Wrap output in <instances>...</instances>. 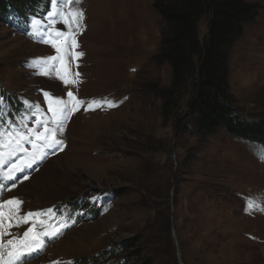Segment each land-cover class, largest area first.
I'll return each instance as SVG.
<instances>
[{"label": "rangeland", "instance_id": "rangeland-1", "mask_svg": "<svg viewBox=\"0 0 264 264\" xmlns=\"http://www.w3.org/2000/svg\"><path fill=\"white\" fill-rule=\"evenodd\" d=\"M155 1L72 0L64 7L58 0L63 12L82 11L83 19L73 25L75 44L69 41L49 75L43 63L32 62L58 53L33 34L31 21L40 19L41 32L47 30L50 0L29 1L0 21V138L30 128L47 134L53 125L37 128V121L50 122L56 101L71 100L68 92L84 102L55 134L62 150L41 160L40 149L26 141L15 164L4 156L12 168L36 154L38 171L14 182L4 198L21 201L23 216L57 204L72 210L82 198L87 208L98 199L105 209L71 229L37 264L99 259L136 240L152 264H264V141L223 130L202 136L194 117L187 120L190 133L163 123V101L152 88H170L172 71L156 59L166 26ZM246 1L260 9L257 23L229 51L230 93L246 121L264 124V0ZM55 19L54 29L69 31ZM198 32L201 39L207 34L204 19ZM57 71L75 82L65 83ZM189 97L190 89L182 95L185 110ZM252 201L257 207L249 210ZM119 255L107 264H119Z\"/></svg>", "mask_w": 264, "mask_h": 264}, {"label": "trees", "instance_id": "trees-1", "mask_svg": "<svg viewBox=\"0 0 264 264\" xmlns=\"http://www.w3.org/2000/svg\"><path fill=\"white\" fill-rule=\"evenodd\" d=\"M29 1L33 0H0V21L25 10ZM153 5L166 26L156 59L172 71L170 88H152L163 101V123L173 122L176 131L190 133L192 124L187 120L194 117L202 136L223 130L242 140L264 141V124L246 121L232 102L229 79V51L245 27L257 23L260 6L246 0H156ZM203 19L207 34L201 39L198 27ZM189 89L185 110L182 95ZM137 244L138 240L123 250L113 247L99 259L91 257L78 264H107L110 256L117 258L119 253V264H152Z\"/></svg>", "mask_w": 264, "mask_h": 264}, {"label": "snow or ice", "instance_id": "snow-or-ice-1", "mask_svg": "<svg viewBox=\"0 0 264 264\" xmlns=\"http://www.w3.org/2000/svg\"><path fill=\"white\" fill-rule=\"evenodd\" d=\"M52 5V11L48 13V26L47 30L41 32V29L44 27L41 24V20L34 18L31 21V27L33 29V34H40L42 36V42L51 43L52 46L56 49L58 53L57 56L48 57L47 60L32 62V66L34 67L36 63H43L45 65V71L43 74L49 75L51 71L55 69V63L53 62H62L64 59L65 48L67 47L69 41L75 44L74 34H73V25L76 28L80 27L81 20L83 19V12L69 11L67 13L63 12L60 8L57 7L58 0H50ZM61 4L64 7H67L68 4L72 3V0H60ZM76 3H80V0H75ZM59 16L65 25L69 27L68 32H64L61 30L54 29L52 26L57 23L55 17ZM83 53H75V56H82ZM67 73V68L63 70ZM57 75H59L61 80H64L65 83H74L75 81H71L66 79L65 75L60 74L57 71ZM78 75V74H77ZM47 97L48 94L45 93ZM68 96L71 98L70 101L64 102L57 100L56 107L51 108L54 115L52 120L49 122L45 121H37V128L46 127L51 123L52 127H46V133L38 132L37 129H28V134L24 132H10L7 135L0 138V149H4L7 151H0V161L3 160L5 155H12L15 153L17 149L23 148V143L28 141L31 142L33 148H39V157L42 160L46 155L55 154L57 150L63 149V141L55 138V134L57 131L62 132L64 121L69 118L72 112L79 110L78 106L83 104V101L76 100L73 97L72 92H68ZM92 104H95L97 107L100 106L99 101H92ZM108 106H112L109 104ZM34 108L35 112H39V107L29 106V111H32ZM35 137V139H32ZM37 141L40 143L38 144ZM36 161V154H32L31 162L25 164L23 167H16L15 165L8 170L6 173H0V199H2L3 189L10 187H15V173H21L24 170V167L31 168L33 163ZM28 176L24 175L23 179H27ZM9 181H12L9 186ZM22 202L18 199H10L5 201L3 204H0V237L5 235H9L8 228L13 226L19 227L21 224H27L30 219L33 217H39L44 215L45 213L37 212L32 213L29 212L27 215L18 216L17 213L19 211L18 206ZM257 207L255 201H252L248 205V209L252 210ZM7 209V211H5ZM264 210V209H261ZM48 213L51 210H47ZM9 221L7 225H5V221ZM42 223V221H41ZM35 224L33 227L28 228V230L23 232L22 237H13L8 239L6 242L0 239V264H22L24 261V257L32 256L33 254H38L45 247V242L43 237H51L54 238L60 234L59 229L44 231V232H36ZM53 264H60L59 261H54Z\"/></svg>", "mask_w": 264, "mask_h": 264}]
</instances>
